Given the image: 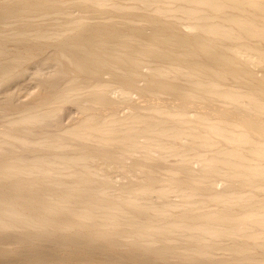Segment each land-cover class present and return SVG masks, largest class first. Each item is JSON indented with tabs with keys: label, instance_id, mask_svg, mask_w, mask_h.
Segmentation results:
<instances>
[{
	"label": "bare ground",
	"instance_id": "6f19581e",
	"mask_svg": "<svg viewBox=\"0 0 264 264\" xmlns=\"http://www.w3.org/2000/svg\"><path fill=\"white\" fill-rule=\"evenodd\" d=\"M0 264H264V0H0Z\"/></svg>",
	"mask_w": 264,
	"mask_h": 264
}]
</instances>
